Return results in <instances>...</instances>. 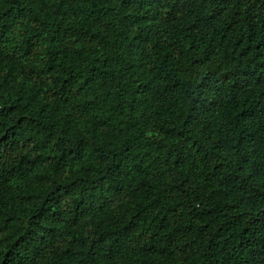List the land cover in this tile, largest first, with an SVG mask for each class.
<instances>
[{"label":"trees","instance_id":"1","mask_svg":"<svg viewBox=\"0 0 264 264\" xmlns=\"http://www.w3.org/2000/svg\"><path fill=\"white\" fill-rule=\"evenodd\" d=\"M0 264H264V0H0Z\"/></svg>","mask_w":264,"mask_h":264}]
</instances>
